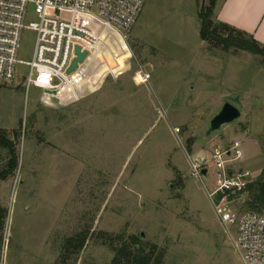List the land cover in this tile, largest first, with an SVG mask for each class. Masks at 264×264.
Here are the masks:
<instances>
[{
    "label": "rangeland",
    "instance_id": "obj_1",
    "mask_svg": "<svg viewBox=\"0 0 264 264\" xmlns=\"http://www.w3.org/2000/svg\"><path fill=\"white\" fill-rule=\"evenodd\" d=\"M143 4L126 64L119 57V71L81 100L35 88L26 96L22 74L0 84V130L18 157L0 181V264H112V248L124 243L160 264H242L235 226L220 222L208 196L219 172L211 154L238 141L242 156L228 168L264 180V58L202 40L207 0ZM33 45L24 31L19 59L29 61ZM226 102L241 117L204 136ZM7 161L0 150V171ZM193 162L207 166V178L192 175ZM247 200L242 192L228 207L246 211ZM83 232V248L67 250Z\"/></svg>",
    "mask_w": 264,
    "mask_h": 264
},
{
    "label": "built area",
    "instance_id": "obj_2",
    "mask_svg": "<svg viewBox=\"0 0 264 264\" xmlns=\"http://www.w3.org/2000/svg\"><path fill=\"white\" fill-rule=\"evenodd\" d=\"M143 5V0H0V84L22 74L26 96L35 88L51 100H81L119 71V57L126 64L127 34ZM24 31L34 34L29 61L18 57ZM77 49L85 56L69 71ZM241 156L238 141L227 149H213L211 158L219 172L208 196L220 222L235 226L234 247L242 264H264V210L237 213L228 207L229 195L241 194L250 183L249 172L228 168ZM191 165L197 178L208 169L201 162Z\"/></svg>",
    "mask_w": 264,
    "mask_h": 264
},
{
    "label": "trees",
    "instance_id": "obj_3",
    "mask_svg": "<svg viewBox=\"0 0 264 264\" xmlns=\"http://www.w3.org/2000/svg\"><path fill=\"white\" fill-rule=\"evenodd\" d=\"M216 0H207V4L200 9V36L202 40L216 43L225 47H234L236 49L251 53L264 58V46L256 42L250 35L237 30L224 23L218 22L213 15ZM15 137H18L16 135ZM0 150L6 152L8 161L6 168L0 171V181H4L11 175L18 163L15 143L9 139L4 131L0 130ZM244 192L248 193V200L245 202V210L253 212H262L264 210V180L262 177L246 185ZM232 195L228 199L231 200ZM7 209L0 203V252L3 243V231ZM87 240V234L81 233L74 238L65 241L67 250L75 251L83 248ZM116 253L112 264H160L158 259H152L150 254L145 253L137 244H122L120 247H113Z\"/></svg>",
    "mask_w": 264,
    "mask_h": 264
},
{
    "label": "crops",
    "instance_id": "obj_4",
    "mask_svg": "<svg viewBox=\"0 0 264 264\" xmlns=\"http://www.w3.org/2000/svg\"><path fill=\"white\" fill-rule=\"evenodd\" d=\"M214 16L264 46V0H221Z\"/></svg>",
    "mask_w": 264,
    "mask_h": 264
},
{
    "label": "water",
    "instance_id": "obj_5",
    "mask_svg": "<svg viewBox=\"0 0 264 264\" xmlns=\"http://www.w3.org/2000/svg\"><path fill=\"white\" fill-rule=\"evenodd\" d=\"M76 53L77 58L72 63L69 71H73L76 68L77 63L81 62L85 56V53H80L79 49L76 50ZM46 93L49 94V92ZM240 117L241 111L237 107L228 102L224 103L208 121L204 136L209 137L214 133H220L225 126L236 122ZM201 174L203 178H207L208 169L203 168Z\"/></svg>",
    "mask_w": 264,
    "mask_h": 264
}]
</instances>
